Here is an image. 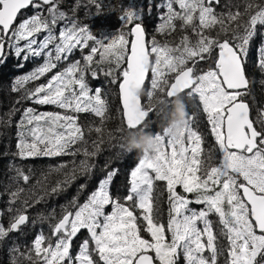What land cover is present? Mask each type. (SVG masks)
Here are the masks:
<instances>
[{
  "label": "snow or ice",
  "instance_id": "snow-or-ice-1",
  "mask_svg": "<svg viewBox=\"0 0 264 264\" xmlns=\"http://www.w3.org/2000/svg\"><path fill=\"white\" fill-rule=\"evenodd\" d=\"M90 2L98 10L104 7L98 0ZM57 4L58 0H0V64L12 57L23 67L42 58V63L12 82L11 91L22 94L17 103L30 101L60 110L23 109L17 122L21 159L82 153L86 159L79 163L80 173L92 171L94 165L87 158L96 156L99 146L93 142L91 152L75 146L87 143L78 122L80 114H94L102 123L106 118L103 90H92L87 79L88 73L97 78L101 72L118 84L127 129L147 123L153 113L147 104L154 94L171 99L186 93L198 100L215 147L204 148L205 138L191 126L189 114L178 137L154 133L157 146L151 155L139 157L126 195L111 194L114 172L108 173L82 204L74 198L59 218L52 215L55 223L49 225L50 234L37 233L24 252L13 247L11 251L18 254L13 264H179L181 257L184 264H221V257L224 264H264V111L254 121L245 99L249 95L247 58L257 35L261 37L257 66L264 71V3L246 0L242 11L240 5L229 4L227 12H217L221 0H166V12L155 31L171 34L179 21L182 31L191 28L197 37L193 42L185 34L175 46L161 44L155 36L149 42L145 28L137 22L140 11L131 6L119 16L122 27L130 26L128 35L121 31L97 38L88 25L66 22ZM28 8L33 14L17 23ZM61 21L65 23L57 34ZM217 26L219 32L211 35ZM89 47L90 52L83 54ZM76 51L82 53V61L68 63L38 83ZM105 64L113 67L104 70ZM140 88L143 95H137ZM16 171L17 182L27 184L30 176ZM76 171L45 195L62 192L76 179ZM160 183L168 194L166 223L157 204ZM25 193L18 186L10 192L9 203L16 204ZM33 197L34 203L45 198L29 190L21 208H9L15 214L7 227L0 224V241L29 223L26 212ZM82 230L87 237L74 253L73 242Z\"/></svg>",
  "mask_w": 264,
  "mask_h": 264
},
{
  "label": "trees",
  "instance_id": "trees-1",
  "mask_svg": "<svg viewBox=\"0 0 264 264\" xmlns=\"http://www.w3.org/2000/svg\"><path fill=\"white\" fill-rule=\"evenodd\" d=\"M98 2L104 6L100 10L90 0H58L57 7L59 11L66 14V22L70 24L72 21H75L80 26L88 25L97 38H101L102 35L111 36L119 34L123 31V27H125L124 34L128 35L130 26L122 27V21L119 16L123 14L124 9L131 6L140 11L141 19L139 22H146L143 24L145 25L149 42L153 36L161 44L168 42L172 46L178 44L181 37L185 34L189 35L193 42L197 39L191 28L182 31L179 27V21L176 22L177 30L171 34H159L155 31L157 26L162 23L161 17L166 12V8L163 7L166 0H98ZM245 2L246 0H221V4L216 8V11L227 12L229 4L240 5V10L242 11ZM253 2L264 3V0H253ZM47 7L45 6V15L47 14ZM110 7L115 10L110 11ZM175 7L178 10V6ZM231 10L235 11L236 8L233 7ZM32 14V8L22 11L17 23ZM64 23L65 21L58 23L56 28L57 34ZM217 32H219V26L210 34L215 36ZM260 44L261 37L257 35L247 58L248 90H250L252 98L245 99L250 104L251 118L254 121L260 119L261 112L264 111V71H261L257 66L258 46ZM89 52L90 47L85 49L83 54H88ZM98 58L97 55L96 59ZM76 60L82 61V53L80 51H76L74 55L70 56L68 61L60 63L57 69L53 70V73L48 74V76L42 78L38 83L46 82L50 78V75L62 70L68 63ZM40 63H42V58L32 59L24 63L23 67H19L18 61L9 57L6 63L0 64V224H3L5 227L9 225L11 217L15 214L14 212H10L9 208H21L23 200L27 196V191L34 190L37 194L45 197L40 203H34L35 197L29 200L26 212L30 218L29 223L19 231L18 247L21 252H24L26 246H30L31 243L30 238L28 239L27 236H24L23 230L32 226L35 234L42 231L47 235L50 232L49 225L55 223L52 215L54 214L56 218H59L62 214V208L65 206L71 208V202L74 198L77 204H82L97 189L99 182L107 178L108 173L114 172L109 183L112 195L114 192L121 198L126 195L130 186L129 172L140 157L137 150L128 151L126 147L127 128L123 123L122 111L118 101L116 88L118 84L111 83L112 77H105L101 72L97 78H92L90 73H88L87 79L92 90L97 87L103 90V95L108 102L106 118L102 123L100 118L95 117L94 114H80L78 122L84 130L87 143L75 146L81 149L87 147L89 152L93 151V142H96L99 146L97 155L87 158L89 163L94 165L92 171L89 174L80 173L78 169L79 163L81 160L86 159L82 153L76 156H40L21 159L17 154V122L20 120L23 109L32 106L38 111H60L54 106H38L32 104L30 101L17 103L21 99L22 94L11 91L12 82L16 77L28 73L34 66ZM102 67L104 70H107L113 66L105 64ZM206 68L207 65L204 66V69ZM34 86V84L28 85V87ZM182 97L190 116H193L194 119L204 117V114H201L202 108L197 99L189 98L186 94H183ZM165 119L166 115L155 112L151 113L147 120L149 127L146 130L152 133L162 131ZM98 127L101 128V132L99 133L95 131ZM257 127H259V124H257ZM214 146H210L208 150L213 149ZM205 149H207L206 146ZM60 165H66L67 167L60 169ZM74 168L77 169L75 180H71L65 185L64 190L59 194L45 195V192L50 191L57 181L65 180L66 176L71 174ZM17 169L23 170L25 174L30 176L27 184L22 180L17 182ZM38 181H40L39 184L37 183ZM81 185H84V188H81ZM18 186L25 188L26 193L21 196L20 201L16 204H10V192L15 191ZM178 191H182V189L178 188ZM156 195L159 197L157 204L160 208L161 218L166 223L168 219V194L163 183L158 185ZM84 231L82 230L81 232ZM9 236H11V233ZM76 244L77 241L74 240L72 251H74ZM220 259L224 260V257ZM0 264H12L10 237H6L0 241ZM23 264H28V262L24 261Z\"/></svg>",
  "mask_w": 264,
  "mask_h": 264
},
{
  "label": "clouds",
  "instance_id": "clouds-1",
  "mask_svg": "<svg viewBox=\"0 0 264 264\" xmlns=\"http://www.w3.org/2000/svg\"><path fill=\"white\" fill-rule=\"evenodd\" d=\"M143 94V88L137 90V95ZM147 107L157 114L166 115L165 123L162 125L164 133L173 137L179 136L188 118L182 95L177 93L169 99L164 94H154ZM148 127L147 123L142 122L140 127L126 130V147L128 151L137 150L141 155H151L154 152L158 141L154 133L146 130Z\"/></svg>",
  "mask_w": 264,
  "mask_h": 264
},
{
  "label": "rangeland",
  "instance_id": "rangeland-1",
  "mask_svg": "<svg viewBox=\"0 0 264 264\" xmlns=\"http://www.w3.org/2000/svg\"><path fill=\"white\" fill-rule=\"evenodd\" d=\"M139 22V21H138ZM143 23H146V22H141V24L145 27V25ZM147 24H150V23H147ZM123 31H125V27H123ZM147 33V31H146ZM147 37H148V34H147ZM204 66H206V64H201L200 67L201 68H204ZM171 78V77H170ZM116 88H117V85H116ZM249 92V95H247L245 98L247 99H251L252 98V94L250 92V90H248ZM201 114H204L202 112V109H201ZM195 130H198L200 132V134H202V136L205 138V143H204V148L206 146L207 149H209L210 146H213L215 145V141H214V137L212 136L211 134V131H210V125L207 123V119H206V116L204 114V117L201 118V119H194L193 118V122H192V125H191ZM215 147V146H214ZM136 152V151H134ZM139 159V158H138ZM138 163V160L137 162L134 164V166L132 167V169L130 170V172L135 168L136 164ZM129 172V173H130ZM114 197H117L118 195L115 194V192L113 193ZM110 207L108 210L106 211H110ZM86 232V230L84 231ZM78 237V236H77ZM81 237V236H80ZM79 237V238H80ZM78 238V239H79ZM77 239V241H78ZM76 240V238H75ZM179 264H184L183 262V259L181 257L180 261H179Z\"/></svg>",
  "mask_w": 264,
  "mask_h": 264
},
{
  "label": "flooded vegetation",
  "instance_id": "flooded-vegetation-1",
  "mask_svg": "<svg viewBox=\"0 0 264 264\" xmlns=\"http://www.w3.org/2000/svg\"><path fill=\"white\" fill-rule=\"evenodd\" d=\"M138 154H140V156H141V153H139V151H138ZM109 190H110V192H112L111 191V187H109ZM112 194V193H111ZM114 196V195H113ZM192 207H194V208H199V207H201L200 205H195V204H193L192 205ZM212 219L213 220H216V217H212ZM24 231V233H25V235L24 236H27L28 237V239L30 238V240L32 241L33 239H34V236L36 235L35 233H34V230H33V228H32V226H30L29 228H27L26 230H23ZM48 234H50V232H48ZM47 234V235H48ZM81 236V237H80ZM8 237H10V239H11V249L13 248V247H18V240H19V231L18 232H12L11 233V236H7V238ZM80 237V238H79ZM87 237V232H80L79 234H78V237L76 238V241H77V239H78V241H77V244H76V247L74 248V253L76 252V250H77V248H78V245L81 243V241L84 239V238H86ZM18 254H14L12 251H11V260H12V264H13V259H14V256H17ZM221 260V264H224V260H222V259H220ZM184 262V261H183Z\"/></svg>",
  "mask_w": 264,
  "mask_h": 264
},
{
  "label": "water",
  "instance_id": "water-1",
  "mask_svg": "<svg viewBox=\"0 0 264 264\" xmlns=\"http://www.w3.org/2000/svg\"><path fill=\"white\" fill-rule=\"evenodd\" d=\"M132 26H134V24L132 25ZM143 26V25H142ZM144 27V26H143ZM145 28V27H144ZM146 30V29H145ZM147 34V33H146ZM147 39H148V37H147ZM117 93H118V101H119V105H120V108H121V111H122V104H121V100H120V98H119V91H118V87H117ZM122 119H123V123H124V125H125V122H124V118H123V113H122Z\"/></svg>",
  "mask_w": 264,
  "mask_h": 264
}]
</instances>
